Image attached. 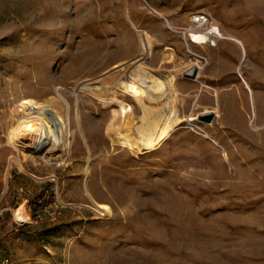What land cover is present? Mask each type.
I'll list each match as a JSON object with an SVG mask.
<instances>
[{
  "label": "rangeland",
  "instance_id": "rangeland-1",
  "mask_svg": "<svg viewBox=\"0 0 264 264\" xmlns=\"http://www.w3.org/2000/svg\"><path fill=\"white\" fill-rule=\"evenodd\" d=\"M0 264H264V0H0Z\"/></svg>",
  "mask_w": 264,
  "mask_h": 264
},
{
  "label": "water",
  "instance_id": "water-1",
  "mask_svg": "<svg viewBox=\"0 0 264 264\" xmlns=\"http://www.w3.org/2000/svg\"><path fill=\"white\" fill-rule=\"evenodd\" d=\"M197 72H198V70H197L196 68H192V69H190L189 71L185 72V73L183 74V76L186 77V78H189V79L195 80L196 77H197ZM204 119H205L206 121H210V120L213 119V117H212L211 115H205V116H204Z\"/></svg>",
  "mask_w": 264,
  "mask_h": 264
},
{
  "label": "crops",
  "instance_id": "crops-1",
  "mask_svg": "<svg viewBox=\"0 0 264 264\" xmlns=\"http://www.w3.org/2000/svg\"><path fill=\"white\" fill-rule=\"evenodd\" d=\"M155 14H157V13H155ZM157 15H159V14H157ZM159 16H161V15H159ZM179 29H184V28H179ZM173 51L174 52L176 51L175 55H176V60L177 61H181V60L185 61L186 60V54L184 53V51L182 49H180L178 47H173Z\"/></svg>",
  "mask_w": 264,
  "mask_h": 264
},
{
  "label": "bare ground",
  "instance_id": "bare-ground-1",
  "mask_svg": "<svg viewBox=\"0 0 264 264\" xmlns=\"http://www.w3.org/2000/svg\"><path fill=\"white\" fill-rule=\"evenodd\" d=\"M196 19H198L197 22L200 21L199 23H202L204 19L208 20V19H207L205 16H203V15H198V16L196 17ZM196 19H195V20H196ZM193 21H194V20H193ZM199 23H198V24H199Z\"/></svg>",
  "mask_w": 264,
  "mask_h": 264
},
{
  "label": "built area",
  "instance_id": "built-area-1",
  "mask_svg": "<svg viewBox=\"0 0 264 264\" xmlns=\"http://www.w3.org/2000/svg\"><path fill=\"white\" fill-rule=\"evenodd\" d=\"M204 16H206V15H204ZM197 21H198V19L192 21L193 27H196L198 25V23L200 22V21L199 22H197Z\"/></svg>",
  "mask_w": 264,
  "mask_h": 264
}]
</instances>
